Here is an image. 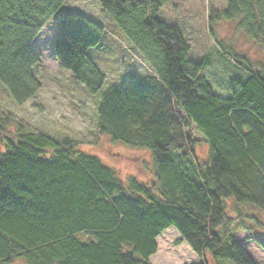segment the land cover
<instances>
[{
  "label": "trees",
  "instance_id": "trees-1",
  "mask_svg": "<svg viewBox=\"0 0 264 264\" xmlns=\"http://www.w3.org/2000/svg\"><path fill=\"white\" fill-rule=\"evenodd\" d=\"M97 1L152 71L103 92L98 134L143 151L150 172L121 178L78 143L18 122L11 131L0 112V264H152L169 228L198 264H255L232 231L259 225L241 206L264 212V67H245V79L220 96L205 75L208 59H190L179 28L157 17L169 0ZM223 1L209 16L213 37L216 21L237 20L264 47V0ZM65 2L0 0V84L17 106L41 87L30 43ZM57 21V67L97 93L105 76L87 52L103 30L76 12Z\"/></svg>",
  "mask_w": 264,
  "mask_h": 264
},
{
  "label": "rangeland",
  "instance_id": "rangeland-1",
  "mask_svg": "<svg viewBox=\"0 0 264 264\" xmlns=\"http://www.w3.org/2000/svg\"><path fill=\"white\" fill-rule=\"evenodd\" d=\"M225 9L223 0H172L157 15L166 24L179 28L189 46L190 59H208L205 75L215 93L223 97L227 95L230 83L245 79V67L255 70L264 67V47L240 31L237 20L216 21L213 37L209 30V16L211 12L219 15ZM61 12L81 13L103 30L100 43L90 48L87 55L104 74V85L97 93L89 94L69 71L57 67L53 41L59 27L57 19H50L30 43V49L38 59L33 72L40 81V90L25 104L17 106L0 84V112L11 116V131L15 130L17 122L27 130L46 131L58 141L67 139L73 144L78 143L79 148L98 156L121 178L134 175L147 180L146 170L149 174L150 168H142L143 151L112 143L107 135L98 134L97 105L111 84L125 87L135 79L151 75L152 71L97 0H66ZM215 39L224 48L219 50ZM231 54L240 57L242 64L239 65ZM196 152L204 160L207 147L199 144ZM240 209L249 216H256L259 225L254 220H248L245 225L249 233L234 227L233 236L255 264H264V250L256 243L264 244V212L245 205ZM156 241L158 249L150 257L152 264L201 262L186 243H177L179 235L174 228L165 230ZM208 264L215 263L210 259Z\"/></svg>",
  "mask_w": 264,
  "mask_h": 264
},
{
  "label": "bare ground",
  "instance_id": "bare-ground-1",
  "mask_svg": "<svg viewBox=\"0 0 264 264\" xmlns=\"http://www.w3.org/2000/svg\"><path fill=\"white\" fill-rule=\"evenodd\" d=\"M172 0H169V2L168 3H166L164 6H166L167 4H169L170 2H171ZM65 4V3H64ZM64 4L62 5V7L64 6ZM163 6V7H164ZM62 7L60 8V10L58 11V13H57V15H55L53 18H51V19H59V17L60 16H62V15H65L67 12H61V9H62ZM163 7H161L160 9H159V11L163 8ZM158 11V12H159ZM76 13H78V12H76ZM79 14H81V13H79ZM82 15V14H81ZM161 20V19H160ZM162 21V20H161ZM165 23V22H164ZM166 24V23H165ZM102 96V95H101ZM99 103V102H98ZM98 106V105H97Z\"/></svg>",
  "mask_w": 264,
  "mask_h": 264
}]
</instances>
